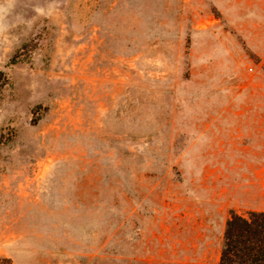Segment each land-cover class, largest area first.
Listing matches in <instances>:
<instances>
[{"label":"rangeland","instance_id":"rangeland-1","mask_svg":"<svg viewBox=\"0 0 264 264\" xmlns=\"http://www.w3.org/2000/svg\"><path fill=\"white\" fill-rule=\"evenodd\" d=\"M0 258L217 264L264 211V0H0Z\"/></svg>","mask_w":264,"mask_h":264},{"label":"trees","instance_id":"trees-1","mask_svg":"<svg viewBox=\"0 0 264 264\" xmlns=\"http://www.w3.org/2000/svg\"><path fill=\"white\" fill-rule=\"evenodd\" d=\"M7 83L0 70V90ZM0 264H11L0 258ZM217 264H264V211L231 213L226 220Z\"/></svg>","mask_w":264,"mask_h":264}]
</instances>
